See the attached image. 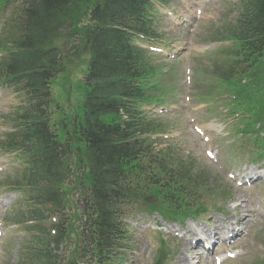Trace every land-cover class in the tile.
Masks as SVG:
<instances>
[{"label":"trees","instance_id":"1","mask_svg":"<svg viewBox=\"0 0 264 264\" xmlns=\"http://www.w3.org/2000/svg\"><path fill=\"white\" fill-rule=\"evenodd\" d=\"M18 1L0 0V15L11 14L0 40V82L22 99L12 115L15 132L1 146L20 150L24 163L12 183L30 202L21 217L31 223L33 249L23 264H56L48 242L59 247L71 238L80 263L70 264H114L126 239L123 210L152 199L166 216L199 214L201 191L212 186L189 155L154 147L152 137L167 123L145 108L165 104L167 89L161 66L134 41L158 37L153 1L163 0H23L14 7ZM237 14L216 36L230 46L224 64L214 66L215 90L234 96L236 111L249 117L242 132L259 126L264 133V0H239ZM64 38L78 44L75 56L89 52L90 62L82 107L60 115L54 129L51 86L65 70L57 45ZM46 211L60 215L52 241Z\"/></svg>","mask_w":264,"mask_h":264},{"label":"rangeland","instance_id":"2","mask_svg":"<svg viewBox=\"0 0 264 264\" xmlns=\"http://www.w3.org/2000/svg\"><path fill=\"white\" fill-rule=\"evenodd\" d=\"M197 3H201L202 8ZM236 3V0H172L167 8L169 11H174L173 17L167 16V8L157 7L159 10L157 25L164 35V39L160 41L161 47L171 55V59L163 56L166 59L165 67L159 76L160 84L167 89L166 102L162 106H149L148 111L167 123V129L160 135L172 134L171 137H177L172 142L156 143L154 146L157 150L173 145L174 150L189 155L196 161L197 167L210 176L214 188L224 187L231 195L227 201L220 197L215 200L211 195H207L203 198L205 205L210 208L224 207L225 217L228 220L230 218V221L236 219L247 221H245L247 226L243 228L245 236L240 237L237 242V257L233 261L228 259L229 261L224 264H254L256 260L264 258V182L242 188L236 181H244L242 175L247 176L249 171L264 168V162L251 161L252 155L247 154L248 150L243 148L250 143L248 137L241 140L240 137L231 134L226 124L219 120L217 111L219 103L211 99L212 97L205 99L215 81L207 76L212 71L213 63L222 58L220 51H217L219 47L212 44V39L219 28L236 18L234 6ZM198 9L203 14L199 20H196L194 16ZM143 46L145 47L146 43ZM64 52L70 56L77 54L73 44L68 47L64 45ZM87 57L86 54L81 57L71 56L66 65L69 75L59 76L54 83L53 98L65 115H68V112L71 115L77 112L83 101L85 85L82 83L85 79ZM170 87H172L171 91ZM202 94L207 95L203 96L204 100L202 97L199 98ZM18 103L19 99L15 94L0 89V136L9 131L4 119L9 117ZM59 106L54 105L56 115L60 113L57 112ZM195 127L203 130L204 137L210 138L209 143L195 133ZM160 138L164 139V137ZM208 151L213 154L214 160L207 157ZM21 166L18 158L0 154V186L11 183L6 181L10 179L9 177L3 179L4 174L20 170ZM76 199H79L78 195ZM223 203H226V206H222ZM26 210L25 194L9 190V186L0 187V223L5 234L0 238V264H19L27 249H33L31 242L33 234L26 232L23 226H14L7 222L8 215L9 217L12 214L20 215L21 211ZM69 211L70 209H67V212ZM209 212L213 210L209 209ZM215 213L202 217L204 220L188 221L180 225L166 222L158 214L130 212L125 220L132 242L124 264H154L159 256L162 240L166 241L171 249L177 250L173 259H170V264H178L182 260L188 261V264H214L212 259H207L208 257L191 261L196 253L194 247L174 239V235L165 233L164 228H175L179 231L180 225L190 231H196L197 228L205 230L208 228L210 219L208 217L214 221L219 217ZM136 221L141 223L158 221L162 226L159 231L164 236L147 232L141 237V234H137L132 228V224ZM192 239L194 240L195 236H192ZM73 248L70 243L62 244L59 248L51 246L57 261L62 262L70 259Z\"/></svg>","mask_w":264,"mask_h":264},{"label":"bare ground","instance_id":"3","mask_svg":"<svg viewBox=\"0 0 264 264\" xmlns=\"http://www.w3.org/2000/svg\"><path fill=\"white\" fill-rule=\"evenodd\" d=\"M239 233H240V231L237 233V235H239ZM210 239H211V237H210ZM209 240V239H208ZM185 243L187 244V246H189V242H188V240H185ZM199 255H201V254H199ZM196 259V258H195ZM180 264H188V262H184L183 260L180 262Z\"/></svg>","mask_w":264,"mask_h":264}]
</instances>
